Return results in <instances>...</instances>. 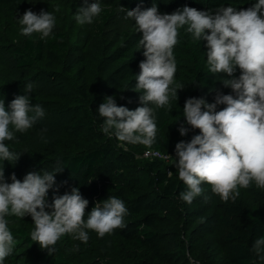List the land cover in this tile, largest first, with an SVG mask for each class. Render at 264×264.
Returning a JSON list of instances; mask_svg holds the SVG:
<instances>
[{"label":"rangeland","instance_id":"1","mask_svg":"<svg viewBox=\"0 0 264 264\" xmlns=\"http://www.w3.org/2000/svg\"><path fill=\"white\" fill-rule=\"evenodd\" d=\"M94 0H88L92 3ZM256 0H99L102 12L94 18L91 24H79L75 15L79 7L84 6L83 0H0V100L4 101L7 111H11L10 103L18 95H23L28 83L33 85L29 96L30 102L39 104L45 111V116L39 119L32 128L24 133L15 132L16 139L5 141L11 151L20 154L17 161L0 160V168H4V179L11 183V176L23 181L29 172L51 171L56 167V155L61 151H81L95 145L97 141L110 143L112 150L102 162L103 175L91 180L88 186L80 189L83 198L88 200L85 219L92 208L110 196L123 200L128 212L124 222L138 215L152 212L155 216L154 232L160 245L161 256L153 260L144 249L134 244L124 242L117 235V229L111 234L100 238L95 231H88L87 244L70 240L62 236L57 245L61 249H73L76 256L74 262H89L91 264H131L139 261L145 264H200L203 260L207 264H222L224 235L229 230L218 217L223 214L224 204L211 190L204 193L209 197L205 202L204 196L197 197L191 204L183 202L174 195L162 200L159 193L164 184H152L151 159L141 156L147 146L142 144L119 147L115 137L99 132L94 139L82 128H68L76 117L80 116L85 102L80 97L74 74L79 67L84 69L89 88L91 81L96 82V93L101 102L106 97H114L117 106L135 110L143 106L140 103L142 92H137L136 76L140 72L139 64L145 59L143 49L138 42L142 33L137 32L135 21L126 18L127 10L140 7L148 9L154 4L161 14H171L184 6L193 7L200 11L215 10L218 7L232 6L237 10L251 7ZM123 8V10H122ZM31 9L39 14L42 10L49 11L55 16L56 24L53 31L65 32L68 44L67 54L60 65L46 66L43 62L35 63L31 67H17L8 51L14 45L22 43L26 37L37 38L21 34L19 19L24 12ZM111 10V15L104 22L102 14ZM206 42V41H204ZM206 46V43H205ZM178 43L174 48L177 64L175 82L184 86L179 91L184 92L186 81L190 76L187 61L188 48ZM205 60L207 47H205ZM213 87L221 93H234L220 82L227 78L226 74H211ZM33 79V80H31ZM28 81V82H23ZM154 114L157 124V138L159 148L167 154V158L159 159V167L168 169L178 159L175 145L180 141L191 140L193 130L183 119V108L170 99L169 105L155 108ZM181 126L189 129L188 134L178 133L170 150H167L165 139L174 127ZM175 167V165H174ZM169 176V173H168ZM171 179H178V171L172 172ZM77 179L76 174L65 170L55 175L56 184L48 192V203L53 196L70 193ZM123 189V196L118 193V186ZM58 189V191H57ZM260 190L253 182L248 189H239L240 196L236 200L245 201L248 194ZM51 211V209H46ZM8 227H23L31 232L32 218L6 216ZM14 241L16 239L14 238ZM78 246V250L76 249ZM48 249H45L47 251ZM68 256V254H67ZM12 254L2 264H19L23 256ZM69 257V256H68ZM70 258V257H69ZM10 259V260H9ZM12 259V260H11ZM258 264H264L257 257Z\"/></svg>","mask_w":264,"mask_h":264},{"label":"clouds","instance_id":"2","mask_svg":"<svg viewBox=\"0 0 264 264\" xmlns=\"http://www.w3.org/2000/svg\"><path fill=\"white\" fill-rule=\"evenodd\" d=\"M83 3L75 19L81 25L91 24L101 14L102 6L99 0ZM126 18L134 20L137 32L142 33L138 44L145 59L139 64L135 88L143 93L140 96L143 106L129 110L117 106L114 97H106L98 108L104 118L100 131L114 136L125 151L127 144L151 148L156 143L154 109L169 105L171 98L177 100L178 90L184 87H172L177 72L174 48L179 43L180 30L184 29L194 41H206L209 72L226 74L227 78L220 82L236 96L217 91L213 103L195 97L185 101L183 119L199 134L175 145L178 159L174 165L186 186L179 198L191 204L195 198L204 196L207 202L209 197L204 195L203 184H208L211 192L224 202L235 201L240 196L239 189H248L253 182L264 188V0H256L251 7L241 10L221 6L214 11H200L184 6L171 14H161L155 4L145 10L138 6L127 10ZM19 24L22 35L38 33L44 39L52 33L56 19L49 11L37 14L28 9ZM32 87L31 83L26 84L24 94L11 101L10 112L0 100V160L17 161L20 154L11 151L5 141L15 140V132H26L45 116L42 106L30 102L27 93ZM218 105L225 107L217 110ZM188 131L187 127L179 128L181 136ZM62 170L57 161L51 171L29 172L23 181L12 174V182L8 183L4 168H0V264L12 254L14 246L6 216L30 215L34 222L31 240L48 249L50 255L64 235L87 244L86 230L103 238L125 227L128 210L116 196L97 203L87 219L85 210L89 202L78 187L53 196L49 204L48 192L56 184L55 175ZM252 251L264 261V237L254 240Z\"/></svg>","mask_w":264,"mask_h":264},{"label":"trees","instance_id":"3","mask_svg":"<svg viewBox=\"0 0 264 264\" xmlns=\"http://www.w3.org/2000/svg\"><path fill=\"white\" fill-rule=\"evenodd\" d=\"M111 14L110 9L105 10L101 16L102 21L105 22ZM179 43L188 48L187 61L191 73L186 81L185 91L178 90V99L173 98L174 103L183 108L185 101L191 97L204 98L206 102L213 103L217 91L213 87L214 83L205 60L206 42L194 41L189 34H186L184 29H181ZM67 50L68 44L65 32L52 31L50 36L44 39L40 36L37 38L26 37L21 44L14 45L7 52L11 54L17 67H31L38 62H43L46 66L51 67L60 65L64 61ZM235 75L236 77L240 75L239 69H237ZM74 80L78 93L85 102V106L81 115L76 117L68 125V128H82L96 139L99 132H101L100 126L104 122V118L98 112V108L103 102L100 101L96 93L97 84L91 81V88H89L87 77L82 67L76 70ZM229 94L233 95L234 98L236 96L235 93ZM223 107L225 105H218L217 110ZM178 133H180L179 128L174 127L165 139L168 151L171 148L174 137ZM197 134H199V130L193 129L190 136L192 138ZM116 141L119 142L117 139ZM131 145L127 144L126 147ZM152 147L160 149L157 141ZM111 150L112 146L110 143L97 141L95 145L81 151H61L56 155V161L60 162L63 170L77 175L73 187L83 189L89 185V181L94 178H100L103 175L102 162ZM158 160L153 159L150 163L152 170L150 183L155 185L156 183L164 184L166 182L159 193V199L162 200L171 195L180 199L179 193L185 191L186 186L179 178H169V171H175L173 164H169L168 169H162L158 166ZM202 187L204 188V193L211 190L208 184H203ZM117 190L120 196H123V189L120 185ZM218 219L229 229L224 235L225 244L222 249L224 256L222 264H258L257 256L252 251V244L256 238L264 237V188L249 193L245 201L229 200L226 202L223 214H220ZM33 223L32 220L31 227L34 229ZM124 224V228L117 229V235L122 241L146 250L153 260L160 258V245L154 232L155 216L152 212L140 214L138 217L125 221ZM9 230L16 239L12 252L14 259L11 257L13 259H11L12 263H15L16 257L23 256L19 264H91L89 262H74L76 256L73 253V249H69L71 247L61 249L56 244L55 251L50 255L48 250L45 251L38 243L31 240V232L23 227L17 226L9 228ZM64 237L68 243L73 244V241L70 240V235H64ZM198 262L207 264L203 260ZM131 264L145 263L136 261Z\"/></svg>","mask_w":264,"mask_h":264},{"label":"built area","instance_id":"4","mask_svg":"<svg viewBox=\"0 0 264 264\" xmlns=\"http://www.w3.org/2000/svg\"><path fill=\"white\" fill-rule=\"evenodd\" d=\"M141 156L146 158V159H162V158H167L168 155L163 153V151H161L158 148H154V147H146L145 149L142 150L141 152Z\"/></svg>","mask_w":264,"mask_h":264}]
</instances>
